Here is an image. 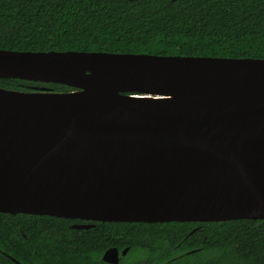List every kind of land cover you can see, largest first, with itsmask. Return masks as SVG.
<instances>
[{"label":"water","instance_id":"obj_1","mask_svg":"<svg viewBox=\"0 0 264 264\" xmlns=\"http://www.w3.org/2000/svg\"><path fill=\"white\" fill-rule=\"evenodd\" d=\"M2 78L75 90L0 87V213L264 219V59L0 50Z\"/></svg>","mask_w":264,"mask_h":264},{"label":"trees","instance_id":"obj_2","mask_svg":"<svg viewBox=\"0 0 264 264\" xmlns=\"http://www.w3.org/2000/svg\"><path fill=\"white\" fill-rule=\"evenodd\" d=\"M0 50L264 59V0H0ZM0 87L75 90L6 78ZM113 247L128 248L117 264H264V219L101 222L0 213V264H108L102 255Z\"/></svg>","mask_w":264,"mask_h":264},{"label":"rangeland","instance_id":"obj_3","mask_svg":"<svg viewBox=\"0 0 264 264\" xmlns=\"http://www.w3.org/2000/svg\"><path fill=\"white\" fill-rule=\"evenodd\" d=\"M36 89L38 88V87H35ZM137 97H143V98H141V99H137L136 100V102H134V103H136V104H146V105H151V104H153V103H155V102H159V101H161V100H150V99H148V97H146L145 95L144 96H137Z\"/></svg>","mask_w":264,"mask_h":264}]
</instances>
